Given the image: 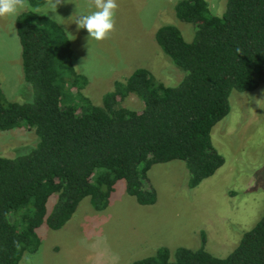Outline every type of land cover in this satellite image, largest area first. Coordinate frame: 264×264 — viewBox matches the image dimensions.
Wrapping results in <instances>:
<instances>
[{"label": "trees", "instance_id": "trees-1", "mask_svg": "<svg viewBox=\"0 0 264 264\" xmlns=\"http://www.w3.org/2000/svg\"><path fill=\"white\" fill-rule=\"evenodd\" d=\"M28 2L34 9L46 4ZM174 12L190 26L191 40L171 25L157 28L154 36L179 79L164 84L136 67L113 81L99 105L80 92L84 78L72 65L65 28L34 11L15 17L24 91L30 96L7 101L0 89V131L22 123L37 142L14 157L0 156V264H19L25 252L36 251L37 228L43 223L61 228L84 197L96 210L106 208L119 180L139 204L155 203L148 177L155 163L183 162L190 189L224 164L211 130L229 112L231 91L250 92L264 79V0H226L221 16L206 0H182ZM130 95L138 109L121 104ZM253 177L251 190L264 192L255 171ZM130 264H264V213L223 257L203 245L157 247Z\"/></svg>", "mask_w": 264, "mask_h": 264}, {"label": "rangeland", "instance_id": "rangeland-1", "mask_svg": "<svg viewBox=\"0 0 264 264\" xmlns=\"http://www.w3.org/2000/svg\"><path fill=\"white\" fill-rule=\"evenodd\" d=\"M179 1L117 0L116 31L104 41L88 39L87 30L77 28V17L95 10L87 0H68L56 13H48L46 4L21 13L49 16L65 28L72 65L84 78L80 92L99 105L113 81L124 80L136 67L149 70L164 84L179 79L154 36L157 28L171 25L191 40L190 26L175 17ZM206 1L213 14L224 13L226 0ZM15 17L0 18V89L12 102L30 96V91H24L27 84L21 74ZM229 103V112L211 130L212 142L225 158L212 176L190 189L183 162L155 163L148 171L157 193L155 203L139 204L126 192L125 180H119L106 208L96 210L86 196L61 228L52 229L46 223L37 228L40 244L36 251L25 252L19 264L25 256L32 258V264H130L153 254L157 247L194 250L202 245L210 254L225 256L264 213V192L251 190L254 171L264 183V166H259L264 160V79L250 92L231 91ZM121 104L139 108L132 95ZM36 142L33 130L19 123L0 131V156L14 157L19 149ZM54 202L51 196L49 210Z\"/></svg>", "mask_w": 264, "mask_h": 264}, {"label": "clouds", "instance_id": "clouds-1", "mask_svg": "<svg viewBox=\"0 0 264 264\" xmlns=\"http://www.w3.org/2000/svg\"><path fill=\"white\" fill-rule=\"evenodd\" d=\"M65 2L68 0H46L45 7L48 13H56L57 7ZM87 3L95 10L87 14L81 13L75 20L77 28L86 29L88 39L96 41L109 39L116 31V14L119 9L117 0H87ZM29 7L28 0H0V18L15 17ZM16 246H20L19 242H16ZM21 264H32V258L25 256Z\"/></svg>", "mask_w": 264, "mask_h": 264}]
</instances>
